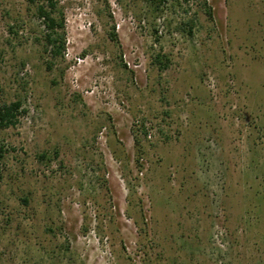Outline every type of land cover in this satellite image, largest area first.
Here are the masks:
<instances>
[{
    "label": "rangeland",
    "instance_id": "374dc122",
    "mask_svg": "<svg viewBox=\"0 0 264 264\" xmlns=\"http://www.w3.org/2000/svg\"><path fill=\"white\" fill-rule=\"evenodd\" d=\"M206 1L58 0L50 71L0 0V264H264V0Z\"/></svg>",
    "mask_w": 264,
    "mask_h": 264
},
{
    "label": "trees",
    "instance_id": "16d2710c",
    "mask_svg": "<svg viewBox=\"0 0 264 264\" xmlns=\"http://www.w3.org/2000/svg\"><path fill=\"white\" fill-rule=\"evenodd\" d=\"M179 3H188L190 0H176ZM202 4L205 8V13L209 18H212V8L207 6V1L203 0ZM28 2L37 9V15L44 21L47 29V33L44 39L45 53L48 55L49 60L47 62L49 70H53L58 60H63L67 51V39H66V25L64 14L62 10H59L58 0H28ZM151 5L155 6V12H161L162 7L166 5L167 0H149ZM185 26L189 27V33L195 28V20L191 19L185 23ZM17 33V32H16ZM111 39L118 42V36L113 27V33ZM153 66L159 73H164L172 67V59L170 56L158 53L153 58ZM126 67V66H125ZM23 103L18 100L11 103H3L0 101V130L8 129L17 125L19 117L26 113L22 110ZM138 141V140H137ZM136 143H139L136 142ZM59 156V152H55V157ZM41 159L47 161L49 165L52 162L48 155H42ZM24 203H28L25 199Z\"/></svg>",
    "mask_w": 264,
    "mask_h": 264
}]
</instances>
